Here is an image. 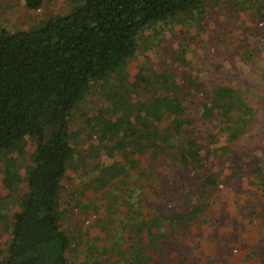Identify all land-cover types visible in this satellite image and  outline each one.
I'll return each instance as SVG.
<instances>
[{
	"label": "trees",
	"instance_id": "trees-1",
	"mask_svg": "<svg viewBox=\"0 0 264 264\" xmlns=\"http://www.w3.org/2000/svg\"><path fill=\"white\" fill-rule=\"evenodd\" d=\"M23 1L28 8L36 9L44 0ZM199 2L85 0L74 11L52 16L38 28L9 31L0 25V148L15 145L24 135L36 140L34 164L26 168L27 189L11 213L7 251L0 257V264H69L71 237L61 227L59 205L61 179L72 153L68 139L70 110L91 80L115 70L133 54L135 37L144 24L167 20L174 13L186 17L189 8ZM262 46L264 49V43ZM256 50L246 41L233 51L247 61ZM212 62L222 72L219 78L203 82L192 75L186 77V86L190 90L197 86L200 91L196 111L183 107V93L169 90L159 94L165 105L144 110L139 109L140 104L132 111L139 116L127 136L132 139L130 168L138 176H146L153 191L160 180L175 188L187 212L197 213V219L210 213L208 203L222 187L235 188L247 202L260 205L264 217V140L250 144V139L249 146L243 144L247 136L257 133L261 137L264 133V124L252 130L258 119L264 122V114L260 117L264 90L257 93L261 102H251L245 86L224 77L221 62ZM260 76L264 82V64ZM156 98L153 101H159ZM165 118L169 123L160 127ZM125 137L118 140L121 149L126 148L122 143ZM238 142L242 147L236 145ZM145 152L148 157L138 162L136 153L143 156ZM5 172V184L16 190ZM169 195L174 197L172 192L159 196L158 203L146 206V213L139 210V218L129 223L132 248H153L163 254L164 242L158 244L146 235L143 222L151 225L159 220L160 235L169 240L192 223L193 219L182 211L167 208ZM197 208L203 214L196 212ZM146 214L149 220L144 219ZM259 248L264 264V236Z\"/></svg>",
	"mask_w": 264,
	"mask_h": 264
},
{
	"label": "rangeland",
	"instance_id": "rangeland-1",
	"mask_svg": "<svg viewBox=\"0 0 264 264\" xmlns=\"http://www.w3.org/2000/svg\"><path fill=\"white\" fill-rule=\"evenodd\" d=\"M84 2L44 0L39 8L31 9L23 0H0V25L9 31L38 28L48 18L65 15ZM135 38L133 54L115 70L91 80L70 110L68 139L72 153L61 179L59 205L61 227L71 237L67 251L69 264H179L178 256L185 252L163 251L160 255L151 248L139 251L138 246L131 247L129 223L139 218V210L146 213L150 198L158 200L147 177L138 176L130 168L128 151L132 143L131 136H127L134 128L133 120L139 116L136 110L132 113L134 109L140 104L139 109L144 110L165 105L159 94L169 90L183 93L180 96L183 107L196 111L200 91L196 90L197 86L190 90L186 77L192 75L203 82L211 77L219 78L222 72L216 70L212 61L223 64L224 77L235 85L245 86L251 102H261L257 93L264 90L260 76L264 64V0H200L196 7L189 8L186 17L174 13L167 20L146 23ZM246 41L257 50L252 59L242 61L241 55L233 50ZM225 68L228 70L224 71ZM154 97L159 101H153ZM145 104L148 106L144 107ZM263 114L264 110L260 117ZM169 118L162 120L160 127L167 125ZM258 120L252 130L264 124ZM122 137L126 138L122 141L124 149L118 146ZM245 139L243 144L249 146L264 140V133L261 137L255 133ZM236 145L242 147V143ZM35 151L36 140L29 135L9 148H0V257L7 251L11 213L27 189L26 168L34 164ZM147 157L148 153L141 160ZM5 170L16 190L5 184ZM166 175L169 179V174ZM99 176L107 177V181ZM161 190L164 192L159 193L174 195H169V210L175 212L176 207L186 210L175 188L169 191L165 182ZM139 198L144 201L140 202ZM238 200L243 206L242 219L246 207L249 216H263L260 205L247 202L235 188L222 187L220 194L208 203V207L212 206L210 213L200 218L206 220L218 211L226 216Z\"/></svg>",
	"mask_w": 264,
	"mask_h": 264
},
{
	"label": "crops",
	"instance_id": "crops-1",
	"mask_svg": "<svg viewBox=\"0 0 264 264\" xmlns=\"http://www.w3.org/2000/svg\"><path fill=\"white\" fill-rule=\"evenodd\" d=\"M130 141L132 143V139ZM151 143H153L152 139L149 140L150 145ZM141 157L136 153L138 161L141 160ZM159 182L160 185L157 188L154 187L157 199L165 194L161 190V186L165 181L160 180ZM171 189L174 190L173 187L169 186V191ZM161 191L163 192L159 193ZM154 203H158V200L150 198L146 202V206L150 207ZM234 205H231V208H229L231 210L226 216H222L221 212L218 211L211 213L206 220L197 219V213L195 214V212H187L184 209L179 210L176 207L175 212L182 211L193 220L181 235L170 240L160 235L162 225L159 220H155L151 225H148V222L141 224L144 226L146 235L153 238L154 242L158 244L164 242V251L169 253L171 251H185L180 254L181 257L178 256L177 262H180L179 264H259L260 253H262V251H259V247L261 246V238L264 236V217L261 215L249 216L248 210L245 208V217L242 219L241 208L243 206L241 202L238 200ZM211 208L210 205L208 207L209 212ZM161 209L164 210L162 206ZM195 211L201 213L198 208ZM144 219L149 220L148 217H144ZM177 244L181 248L177 247ZM201 247L204 248L201 249Z\"/></svg>",
	"mask_w": 264,
	"mask_h": 264
}]
</instances>
